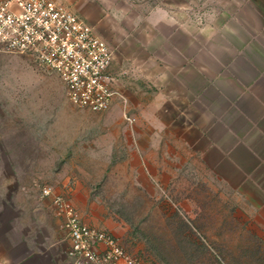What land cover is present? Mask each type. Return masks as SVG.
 <instances>
[{
  "label": "rangeland",
  "instance_id": "374dc122",
  "mask_svg": "<svg viewBox=\"0 0 264 264\" xmlns=\"http://www.w3.org/2000/svg\"><path fill=\"white\" fill-rule=\"evenodd\" d=\"M62 1L114 47L111 72L121 96L102 113L75 107L57 75L0 47V264H49L47 257L28 258L27 248L52 243L49 257L63 264L67 233L52 198L42 195L45 187L70 198L86 223L112 232L143 264H264V233L252 216V193L241 191L249 184L207 162L200 143L177 144L158 132V100L172 117V92L187 61L196 69V93L204 84L203 69L210 73L206 112L216 123L213 131L220 119L230 128H248L238 112L250 113V104H240L235 81L247 87L251 61L258 65L263 58L238 52L242 47L256 53L251 36L259 31L264 0ZM65 112L100 118L112 113L123 121L93 122L103 131L101 144L59 162L64 154L43 136L42 119L50 115L54 123ZM125 127L148 131L144 153L124 144ZM112 131L120 135L115 143L107 137ZM194 132L188 131L189 139Z\"/></svg>",
  "mask_w": 264,
  "mask_h": 264
},
{
  "label": "built area",
  "instance_id": "2783aa9c",
  "mask_svg": "<svg viewBox=\"0 0 264 264\" xmlns=\"http://www.w3.org/2000/svg\"><path fill=\"white\" fill-rule=\"evenodd\" d=\"M0 47L57 75L75 107L102 113L121 96L114 47L62 0H0ZM42 195L52 198L67 233L63 264H143L112 232L86 223L70 198L52 187Z\"/></svg>",
  "mask_w": 264,
  "mask_h": 264
},
{
  "label": "crops",
  "instance_id": "0c3cea01",
  "mask_svg": "<svg viewBox=\"0 0 264 264\" xmlns=\"http://www.w3.org/2000/svg\"><path fill=\"white\" fill-rule=\"evenodd\" d=\"M258 16L259 31L251 36V44L258 47L256 53H254L253 48H251L250 53L249 51L246 53L241 47L238 55L240 57H244V55L251 56L252 60L256 55L263 58V60L261 62L256 61L258 65L255 60L251 61L253 79L250 84L246 85L247 87H243L241 79L235 81L236 89L239 90L241 96L239 98L241 99L240 104H250V107L246 108V110L250 109V113L243 112L242 109H239L238 112V121L248 123V128L245 131L237 127L230 128L226 120L221 121L220 119L217 124L219 127L218 132L213 131L216 123L211 125L210 112H206L208 105L211 104V98L208 96L211 90V86H209L210 73L207 69H203L201 77L204 84L202 89L196 93L193 81L196 69L194 64L187 61L182 70L179 71L182 76H178L177 88H174L172 92L170 100L171 110L174 111L172 117L167 116V109H164L163 103L158 100V132L169 135L177 144L188 142L196 145L200 143L207 162L216 161L218 163L217 168L232 170L241 176V180L250 186V189L245 188V186L241 187V191L252 193L249 197L252 200V216L258 225L262 227L257 226V229L264 233V16L262 14ZM187 36L189 37V33H187ZM187 41V48L189 49V40ZM246 90L249 91L248 95L250 96L247 95L246 98H242L244 94H247L248 91ZM220 95L223 96L224 93L219 92V97H222ZM195 99L200 105L197 108ZM43 117L45 127L42 133L43 136L52 138V142L49 141L50 147L53 145L52 150L59 147V152L64 154V156H60L61 158L58 157L59 162L67 161L69 156L74 155L75 157L77 153H83L85 150L94 152L95 146L101 144L99 136L103 131L99 130V126L93 122H98L101 119L106 123L123 121L122 118H118L112 113H107L100 118L95 115L65 112L59 114L54 123H52L53 120L50 115H44ZM87 121H91V123L84 126V122ZM127 127L121 133L122 141H125L124 144L131 152L144 153L148 148L146 141L148 131L144 127L136 128L135 131H131ZM190 130L195 131L194 136H192L193 140L189 139L188 136ZM117 136L120 135L113 131L110 136L107 135L111 138L112 143H115V137ZM246 161H249V165L245 164ZM165 162H167L166 158L158 159V177H161L159 175L160 168ZM224 177L227 179V176ZM241 180L239 184H241ZM53 245L52 243L47 246H29L27 257L36 256L42 261L44 258H48L49 264H54V258L49 257L48 254L49 248ZM41 264L47 263L42 262Z\"/></svg>",
  "mask_w": 264,
  "mask_h": 264
},
{
  "label": "trees",
  "instance_id": "16d2710c",
  "mask_svg": "<svg viewBox=\"0 0 264 264\" xmlns=\"http://www.w3.org/2000/svg\"><path fill=\"white\" fill-rule=\"evenodd\" d=\"M192 235L194 236L195 235V233L194 232H192ZM191 239H193L191 236H189ZM201 246H202V244H201Z\"/></svg>",
  "mask_w": 264,
  "mask_h": 264
}]
</instances>
